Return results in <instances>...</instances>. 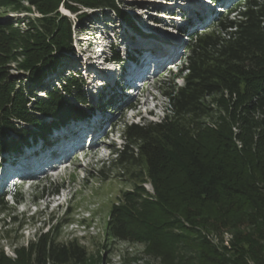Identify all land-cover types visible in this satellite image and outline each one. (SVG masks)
Segmentation results:
<instances>
[{"label":"trees","instance_id":"16d2710c","mask_svg":"<svg viewBox=\"0 0 264 264\" xmlns=\"http://www.w3.org/2000/svg\"><path fill=\"white\" fill-rule=\"evenodd\" d=\"M28 1L44 14L42 18L30 19L26 30L12 24L0 27V154L18 151L31 137L48 138L53 128L86 116L70 101L74 95L78 102H87L79 73L65 76L62 89L51 87L46 99H37L35 88L8 74L12 60L30 72L29 85H39L48 72L57 71L60 52L72 50L71 23L60 13L61 5L71 10L72 4L107 6L125 19L115 0ZM212 27L214 32L188 36V55L179 75L185 84L168 86L175 117L192 122L184 120L179 129L173 127L176 118L167 114L155 127L131 124L125 132L129 140L139 141V153L128 145L114 149L116 166L136 164L144 155L159 187L152 202L155 224L133 229L126 218L129 224L125 222L121 235L164 249L166 258H171L166 251L189 236L200 249L202 264H264V0H239L220 12ZM207 101L217 102L226 114L219 122L195 126V118L211 109ZM164 133L168 135L157 137ZM85 257L77 244L43 240L35 264L81 263ZM180 257L172 264L189 262Z\"/></svg>","mask_w":264,"mask_h":264},{"label":"rangeland","instance_id":"374dc122","mask_svg":"<svg viewBox=\"0 0 264 264\" xmlns=\"http://www.w3.org/2000/svg\"><path fill=\"white\" fill-rule=\"evenodd\" d=\"M206 1L208 0H115V3L125 11V19L107 6L87 7L72 4L75 8L71 10L62 4L60 13L66 15L71 23L72 50L60 52L62 61L57 71L53 74H50L51 71L48 72L41 84L29 85L27 82L30 72L19 69L18 63L14 60L8 64L9 77L26 87L35 88L37 91L33 92L37 99H46L51 87L62 89V79L69 73H79L82 78L81 90L83 94L85 93L87 102L84 104L78 102L74 95L70 96V101L91 117L82 119L85 121H82L81 125L77 124L78 126L72 127L73 119L63 124L69 125L67 135L78 127H88V131H91L89 128L91 121L105 120L106 124L95 133V144L92 146H96L95 148L80 145L79 152L74 150L76 153L73 156L69 155L71 158L68 166L56 161L55 165L60 166L55 168V177L43 174L38 180L41 182L39 186H25L14 199L11 195L2 199L0 264H35L37 250L43 240L61 246L74 243L85 251L86 257L83 262L70 261L67 264H172L179 256L183 257H180L183 262L189 258V262L183 264L203 263L200 260V249L188 239L189 236L181 238L173 250L166 251L171 255V258H166L163 256L165 252L162 253L164 249L157 248L147 241L125 238L121 235L125 233V222L129 224L126 218L132 222L129 226L133 229L155 224L157 215L152 202L159 187L151 178L144 155L136 164L125 163L116 166L114 163L116 152L113 150L123 149L128 145L136 153L139 151L137 145L139 141L136 138L129 140L125 132L126 126L152 123V127H155L154 123L161 122L167 114L175 117L167 98L168 86H183L184 76L179 77L176 68L168 72L165 69L172 68L178 63L167 66L164 64V70L155 78L146 81L137 95L136 91L132 90V103L135 100L138 102L137 109L134 110L128 109L125 95L120 96L119 85L115 86L116 81L120 83V78L115 79L114 83L113 77L124 75L127 54L130 53L129 57L130 55L138 57L136 51L130 50L141 46L145 48L154 46L156 49L157 44L154 43L159 41L171 43L166 44L165 48L174 49L177 52L176 57L180 58L183 64L188 55L183 48L190 42L188 36L214 32L212 26L219 19L218 11H223V7L232 6L239 0H225L219 3L217 8ZM200 3H207L206 6L210 8L201 7ZM187 4L191 6V10ZM200 8L205 12L196 24L187 25L186 32H182L180 28L183 23H176L178 19L162 15L165 12L176 14L180 10L184 12L188 10L190 14ZM30 10L32 14L27 12ZM37 15L40 16L37 6L28 0H0V27L12 24L26 30L28 21ZM235 15L236 13H232L231 18ZM20 19L21 22L16 21ZM113 49L120 55V60L113 54ZM105 81L109 83L108 87L99 93L98 90L106 86ZM214 96L207 98L211 100ZM31 101L33 102V99ZM107 101L111 102L112 107L103 106ZM207 102L211 103H208L211 109L195 118V126L203 122L213 124L225 116V111L220 109L217 102ZM28 107H31V104ZM100 111L104 114L102 115ZM39 116L48 120L46 114ZM181 117L173 118V127L177 125L181 129L185 126L184 120L192 122L188 117V119ZM109 123L113 126L112 132H109L111 129ZM49 134L46 138L50 143H45V148L41 135H37L34 139L32 137L29 139V146L21 152L29 155L39 152L43 155V152L50 150L48 152L50 155L52 141L58 139V136L53 129ZM165 135L168 134H157V137ZM68 140H64L65 143ZM102 147L112 150L114 154L110 159L105 160L106 157L103 156L107 150L104 153L101 151ZM42 149L45 151L42 152ZM79 155L82 158H78ZM5 158L19 159L20 156H13L10 151H2L0 160ZM57 183H65L64 188L60 186L57 188ZM179 236L181 235L176 236L177 240Z\"/></svg>","mask_w":264,"mask_h":264},{"label":"bare ground","instance_id":"6f19581e","mask_svg":"<svg viewBox=\"0 0 264 264\" xmlns=\"http://www.w3.org/2000/svg\"><path fill=\"white\" fill-rule=\"evenodd\" d=\"M223 1H225V0H208V1H206L207 3H209L211 6H215V8H217V5L219 4V3H221V2H223ZM202 2V1H201ZM207 3L206 4H203V3H200V5L199 6H201V7H205L206 5H207ZM183 7H185V6H183ZM187 7H189V10H191L192 8H191V6H189L188 4H187ZM207 8H210V7H208V6H206ZM194 11V10H193ZM183 12V13H182ZM205 11L203 10V9H196L195 10V12H192V13H190L189 14V12H188V10L187 11H182V10H180V11H177L176 12V14H172L173 12H167V14H165V13H162V15H166L167 17H169V18H172V19H178L177 21H176V23H178V24H182L183 23V25H181L180 26V28H181V30H182V32H186L187 31V25L188 24H190V25H192V24H196V22H198V20L202 17V15H203V13H204ZM173 15V16H172ZM171 16V17H170ZM176 16H178V17H176ZM169 20V19H168ZM174 21V20H173ZM173 43V42H172ZM157 44V48L155 49L154 48V46L153 47H151V48H145L144 46H141L142 45V43H140V46L141 47H139L138 48V46L136 47V48H138V49H133V50H130V51H136L139 55H138V58L134 61V62H132V64L133 65H136V67L138 68V69H141L142 67H144V66H146L147 64H146V61H144V58L145 57H148V59H151V58H155L154 60H157V59H159V58H164L165 56H166V54H168L169 52H172V51H174L175 52V50L174 49H166L165 48V45L166 44H168V45H170L171 43H169V42H166V43H164L163 41H159L158 43L156 42V43H154V45H156ZM172 47H174V46H172ZM162 48V49H161ZM146 53V54H145ZM177 53V52H176ZM130 54V53H129ZM129 54H127L128 56H129ZM126 55V56H127ZM147 55V56H146ZM126 63V66L127 67H129V62H125ZM129 69H130V67H129ZM106 71H108L107 69H106ZM127 74H128V77L129 78H127V79H125L126 78V76H127ZM125 73L124 75H121L120 74V76H114L113 77V82L115 83V79H119L120 78V83H118L117 81H116V83H115V86H116V84H118L119 85V87H129V86H131V80H132V71L130 70L128 73ZM109 79H111V78H109ZM126 82V83H125ZM105 83H106V86L105 87H101V89H99L98 90V92L99 93H102L103 92V89H105L106 87H108V84L109 83H107V81H105ZM85 86V85H84ZM129 91H130V89H129ZM85 94V93H84ZM111 95V94H110ZM112 100V99H111ZM101 113H102V115L104 114V112L103 111H100ZM101 113L99 114V115H101ZM80 123H82V122H78V121H76V123H74L73 125H72V127L73 126H76L77 124H80ZM91 125H89V128H91V131H87V138H86V141L87 142H90V143H92V144H95L94 143V138H95V133L97 132V131H99L100 129H102L103 127H104V125L106 124V121L105 120H103V121H91V123H90ZM81 125V124H80ZM79 125V126H80ZM78 126V125H77ZM71 127V126H70ZM69 129V126L68 125H65V126H62V127H60V128H57L55 131H56V133H57V136H58V139H56V140H59V141H62V140H68V139H77L78 138V136H77V132L78 131H80V130H86L84 127H78L77 128V130L78 131H72L71 133H70V135H67L66 134V131ZM55 133V132H54ZM61 135H63V136H61ZM72 137V138H71ZM88 139V140H87ZM43 146H44V148H45V144H43ZM96 146H94V147H92V148H95ZM41 148H43V147H41ZM37 150V149H36ZM43 151H45V149H42V152ZM38 154H40L39 152H36V153H34V155H38ZM50 156L51 157H55V158H53V159H56V158H58L59 156H58V152H56L55 150L54 151H52L51 152V154H50ZM7 162V164H10L9 166H11V164L13 163V160H7L6 161ZM2 171H4V168H1L0 169V174H1V172ZM5 183V179H1V181H0V186H2L3 184Z\"/></svg>","mask_w":264,"mask_h":264},{"label":"water","instance_id":"95a60500","mask_svg":"<svg viewBox=\"0 0 264 264\" xmlns=\"http://www.w3.org/2000/svg\"><path fill=\"white\" fill-rule=\"evenodd\" d=\"M38 9V8H37ZM29 10V9H28ZM59 11H60V8H59ZM27 12H29V14H32V11L30 10V11H27ZM38 12L40 13V16L39 15H37L33 20H36V19H38V18H42L43 16H44V14L40 11V10H38ZM54 14V13H53ZM28 17H30V16H28ZM27 17V18H28ZM9 74V73H8ZM10 76V75H9Z\"/></svg>","mask_w":264,"mask_h":264},{"label":"clouds","instance_id":"9594fccd","mask_svg":"<svg viewBox=\"0 0 264 264\" xmlns=\"http://www.w3.org/2000/svg\"><path fill=\"white\" fill-rule=\"evenodd\" d=\"M115 152V151H114ZM114 154V153H113ZM113 156V155H112Z\"/></svg>","mask_w":264,"mask_h":264}]
</instances>
